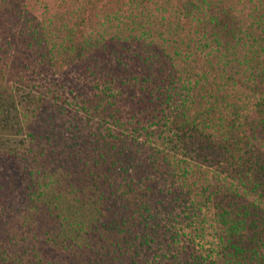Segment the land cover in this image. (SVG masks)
<instances>
[{
  "label": "trees",
  "instance_id": "16d2710c",
  "mask_svg": "<svg viewBox=\"0 0 264 264\" xmlns=\"http://www.w3.org/2000/svg\"><path fill=\"white\" fill-rule=\"evenodd\" d=\"M15 41L52 76L71 68L94 85L73 111L55 92L54 110L35 118L46 135L22 157L31 181L22 195L49 243L38 248L36 236L20 258L0 243V264H154L142 259L157 232L134 214L131 196L141 199V186L190 217L217 193L214 176L176 158L180 136L218 137L233 150L264 136V0H0V52L19 57ZM4 69L0 97L11 92ZM155 174L173 190H154ZM236 174L218 182L232 186ZM253 201L238 212L209 203L224 231L221 264H239L250 247L264 264V223L247 212L264 201ZM192 255H164V264H200Z\"/></svg>",
  "mask_w": 264,
  "mask_h": 264
},
{
  "label": "rangeland",
  "instance_id": "374dc122",
  "mask_svg": "<svg viewBox=\"0 0 264 264\" xmlns=\"http://www.w3.org/2000/svg\"><path fill=\"white\" fill-rule=\"evenodd\" d=\"M18 39L23 40V38ZM16 43L12 49L18 50L19 57H15V54L0 52L2 56L0 63H3L5 72L12 78L11 92L0 97V166L4 165L5 172V179L0 184L6 181L8 189L5 201H0V243L2 250L10 251L12 256L20 258L25 254L26 248L36 245V236H39L38 248L49 243L45 236L47 226L37 220L38 215L32 216L33 212L22 195L26 183L31 182L28 178L30 167L27 161L22 160V157L29 152V149L36 151L37 148L32 144L40 142L41 138L46 135V129L39 131L34 123L35 118L40 112L49 114L54 110L52 99L55 98L57 91L58 96L64 94L68 108L73 111L75 103L83 98L82 93L86 91L89 95L91 90L88 87L94 83L79 76L71 68L67 69L70 76H67L65 71L52 76V71L42 69L37 59L34 61L33 56L29 55L22 42ZM130 53L133 52L130 51ZM54 89L57 90L54 91ZM62 100L63 98H60L59 102ZM176 104L174 100L172 109ZM105 120L108 118L104 115L102 124ZM153 139V137L150 138V140ZM31 140L33 143H30ZM219 142L223 141H220L218 137H205L199 132L188 131L180 136L179 146L174 152L177 154V159L185 157L190 165L194 167L201 165L209 176H214L213 180L214 182L217 180V186L214 185L213 189L217 193L215 199L213 197L212 199L217 207L238 212L240 204L253 203L255 198L264 201V149L260 151L257 149L263 148L264 136H258V134L246 136L240 150H233L234 145L231 141H228L231 148H225L219 145ZM236 171L242 177L241 181L244 182L235 179L232 186L229 183H223V185L218 182L224 177H229V181L233 175L239 179V176L235 175ZM154 180L156 183L154 190L161 189L165 193L167 189L173 190L170 186L172 180L160 181L157 174ZM179 185V182L174 184L175 187ZM119 190L121 191L122 188ZM140 194L141 199L140 196L138 198L131 196V208L135 215L145 216L147 225L153 227L152 231L157 232V235L151 236L153 238L151 247L143 249V252H149L143 256V262L147 258L154 264H164L167 260L164 255L175 254L182 258V253L193 252L191 258L196 259L200 264L209 261L221 264V261L225 259V247L220 249L219 237H224V231L213 219L214 209L211 208V204L209 205L213 202L200 200V210L195 211V214L191 213L189 217L179 214L178 210L168 212V208L163 207L161 200L153 197L152 191H146L141 186ZM187 212L189 213L188 210ZM247 212L251 221L264 223V207H259L258 210L248 208ZM153 213L157 218V223L151 220ZM250 224L251 222L247 227ZM176 233L179 235L176 236ZM247 238L249 237L244 238L245 244H247ZM215 249L220 252L219 256L216 255ZM249 250L250 252L239 264H255L251 247Z\"/></svg>",
  "mask_w": 264,
  "mask_h": 264
}]
</instances>
